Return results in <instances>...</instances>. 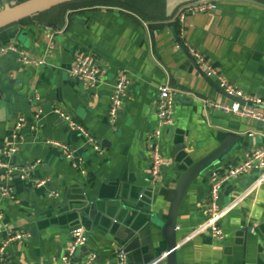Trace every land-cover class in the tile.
<instances>
[{"label":"crops","instance_id":"1","mask_svg":"<svg viewBox=\"0 0 264 264\" xmlns=\"http://www.w3.org/2000/svg\"><path fill=\"white\" fill-rule=\"evenodd\" d=\"M158 1L163 8L145 17L109 7L62 14L50 9L28 18L26 24L0 30V47L17 45L32 58L44 56L47 34L56 33V46L46 66L23 68L15 56H0V158L3 150L15 146L13 164H36L27 181L0 170V184L9 185L13 193L12 200L0 196V246L7 232L25 234L24 239L6 246L3 264H62L72 232L81 227L86 230V251L79 250L75 261L94 255L90 264H115L119 247L106 227L114 219L144 226L146 215H164L179 176L175 160L183 155L194 160L205 157L225 136L237 140L219 167L238 165L246 155L264 148V127L257 122L203 106V100L220 104L233 100L176 48L178 42H187L235 88L264 100V2L210 0L216 2V11L187 16L180 38L178 14L206 0ZM7 2L0 10L10 7ZM79 50L91 53L104 72L93 91L68 73L73 54ZM122 72L129 75L130 85L111 127L107 109L112 85ZM165 85L175 92L173 123L162 130L155 147L170 164L163 169L159 191L164 189L152 197L149 194V201L140 200L149 188L150 154L145 142L157 128L156 95ZM55 108L97 137L102 154H95L55 116ZM19 118L24 123L14 139ZM47 140L69 145L83 158L86 175L46 145ZM209 173L192 182L181 204L177 264H264V180L257 183L254 172L230 182L222 192L223 206L235 202L221 221L224 238L216 241L200 235L188 239L203 222ZM46 179L45 187L34 186L33 181ZM81 190L98 212L95 225L89 227L86 221L74 225L72 221ZM153 248L160 257L158 264H165L163 239L156 240ZM142 255L149 258L147 247L132 252L127 264H140Z\"/></svg>","mask_w":264,"mask_h":264},{"label":"built area","instance_id":"2","mask_svg":"<svg viewBox=\"0 0 264 264\" xmlns=\"http://www.w3.org/2000/svg\"><path fill=\"white\" fill-rule=\"evenodd\" d=\"M216 9V2L210 0L196 2L183 8L177 16L180 38L183 33L184 20L187 16L194 14H206L216 11ZM55 34L56 33L53 32L47 34V48L42 58H32L22 48L14 44L1 46L0 56H15L23 68L46 66V60L56 46L54 39ZM176 48L182 49L189 56V58L193 60L199 72H201V74H203V76L207 79L215 82L218 88L233 100V103L231 104H220L215 101L203 100L202 103L206 109H211L213 111L232 115L240 119H248L264 124V100L246 95L235 88L225 79L223 75H221V73L213 68L212 64L200 51L193 48L187 42H178ZM68 73L72 78L76 79L90 91H93L96 88L104 76V72L98 65L95 57L89 52L80 50L73 54L71 68ZM129 80V75L126 72H122L119 76H117L112 85V93L107 109V120L111 127H114L117 122L123 101L129 89ZM174 95L175 92L167 85L158 89L155 101V115L158 125L152 135L149 136L145 142L146 149L149 150L150 154L148 184L149 188L152 190L162 186L163 169L170 164V161L161 156L155 146L161 137L162 130L170 127L173 123L172 112L174 106ZM53 112L55 116L65 122L71 131L78 133L83 138L85 144L90 147L95 154H102V147L100 144L101 141L97 137L92 135L81 124L75 122L71 116L64 113L62 110L55 108ZM22 123H24V118H19L12 134L14 139H16L17 131L21 127ZM45 143L48 146L56 148L62 158L69 162L74 169L78 170L81 175H86L83 158L78 156L69 145L49 140ZM17 144L20 145V143ZM16 150L15 146H11L3 150L2 157L0 158V170L5 172L6 176L17 174L21 180L27 181L29 180L28 178L30 173L36 167V164L29 165L28 167H19L18 165L13 164L11 160ZM254 171L258 172L257 183L263 181L264 148L246 155L244 160L234 167H218L210 171L207 179L206 200L203 204V222L191 233L188 239L200 235H208L212 240L216 241H221L224 238L221 221L227 212L234 206L235 202L223 206V204H221L222 192L225 186L230 182L241 177L248 176ZM33 183L35 187L42 188L49 183V180L33 181ZM0 196L2 198L12 200V188L5 183L0 184ZM51 196L59 198L57 192H51ZM142 197L143 195H140V198ZM1 217L2 215L0 214V218ZM24 238L25 234L7 232L6 238L0 246V264H3L2 256L6 246ZM86 242L87 235L85 234V231L82 228L74 230L71 234V242L68 249L61 258L62 264L77 263L75 261V257L79 252V249L86 245ZM94 257V255H87L86 259L77 264H90L94 260ZM115 264H127L126 255L120 248L115 251Z\"/></svg>","mask_w":264,"mask_h":264},{"label":"water","instance_id":"3","mask_svg":"<svg viewBox=\"0 0 264 264\" xmlns=\"http://www.w3.org/2000/svg\"><path fill=\"white\" fill-rule=\"evenodd\" d=\"M74 1L76 0H28L14 7H5L0 10V30L52 8ZM257 124L258 126L264 127V124L260 122H257ZM236 140V138L225 136L222 140H220L219 146L205 157L194 160L191 157L189 158L188 155H183L179 157L178 160H175V171L179 176L172 189L169 204L164 215L163 212L162 214L152 212L149 215H146V222L144 226L138 221L135 224H121L117 219L111 221L110 227L106 228L109 229L110 234H112L113 241L118 244L120 249H122L126 258L130 259L132 252L136 250L142 252L143 249L147 247L149 258H146V256L143 259L142 255L140 264H158V259L160 257L154 254L153 247L155 241L161 238L163 239L166 248L164 260L165 264H177V217L187 191L194 180L203 178L207 172H210L213 169V167H219V165H221L226 157L234 150L233 147ZM102 146L104 147V143H102ZM178 149L179 148H176L173 151L174 157L178 152ZM180 149L182 151L184 150L183 147ZM254 173L258 172L254 171ZM161 187L154 190L148 188L140 200H147L149 198V194L151 197L153 194H158L164 189L162 188V190L159 191ZM78 194L80 198H78L75 203L77 206L73 207L75 213L72 220L73 225L75 223L80 224L83 221L88 222V227L91 224L95 225L98 217V212L94 210L95 204L88 200L87 195L82 190ZM79 250L85 252L86 247L84 246Z\"/></svg>","mask_w":264,"mask_h":264},{"label":"trees","instance_id":"4","mask_svg":"<svg viewBox=\"0 0 264 264\" xmlns=\"http://www.w3.org/2000/svg\"><path fill=\"white\" fill-rule=\"evenodd\" d=\"M26 1L28 0H9L6 2L10 7H14ZM254 1L264 2V0ZM5 3L1 2L0 5L2 6ZM93 7L120 8L144 17L146 15L156 13L163 8L158 0H76L74 2L52 8L51 10H57L59 14H62L68 10L87 9ZM27 21V19L22 20L19 24H26Z\"/></svg>","mask_w":264,"mask_h":264}]
</instances>
